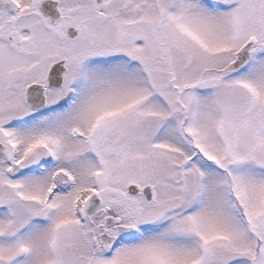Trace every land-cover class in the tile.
I'll list each match as a JSON object with an SVG mask.
<instances>
[{
    "label": "snow or ice",
    "instance_id": "snow-or-ice-1",
    "mask_svg": "<svg viewBox=\"0 0 264 264\" xmlns=\"http://www.w3.org/2000/svg\"><path fill=\"white\" fill-rule=\"evenodd\" d=\"M0 264H264V0H0Z\"/></svg>",
    "mask_w": 264,
    "mask_h": 264
}]
</instances>
